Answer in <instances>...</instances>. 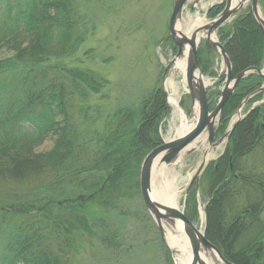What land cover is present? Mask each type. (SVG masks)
Wrapping results in <instances>:
<instances>
[{"label": "trees", "instance_id": "16d2710c", "mask_svg": "<svg viewBox=\"0 0 264 264\" xmlns=\"http://www.w3.org/2000/svg\"><path fill=\"white\" fill-rule=\"evenodd\" d=\"M223 9L214 6L210 19ZM87 36L79 0H0V50L10 53L0 58V264H77V241L112 245L103 216L140 195L142 164L163 144L160 128L169 106L162 87L139 107L116 111L104 132L90 124L95 119L88 110L78 116L76 102L110 84L71 65ZM219 39L232 60L233 78L261 69L264 36L252 13L222 28ZM263 82L256 74L240 82L220 131ZM47 140L52 148L40 152ZM259 146L264 147V105L237 127L218 167L205 171L211 195L206 238L233 264H264V167L249 163Z\"/></svg>", "mask_w": 264, "mask_h": 264}, {"label": "rangeland", "instance_id": "374dc122", "mask_svg": "<svg viewBox=\"0 0 264 264\" xmlns=\"http://www.w3.org/2000/svg\"><path fill=\"white\" fill-rule=\"evenodd\" d=\"M175 2L176 0H79L81 11L87 17L88 36L71 65L94 71L110 82L101 94L91 95L87 101L76 102L78 107H75V110L78 116H82L84 109V111L88 110L89 116L96 120V122L90 121L95 130L104 132L105 122L116 111L123 107H139L144 98L156 87L164 89L169 103L168 115L164 117L160 128L163 142L178 138V131L181 129L180 112L172 106V100L177 101L179 108L186 115L188 126L197 122V112L187 92L185 74L176 66L178 61L166 74L176 55L167 39ZM221 2V0H192L186 5L179 26L185 32H189V29L184 27L187 21L189 25H195L197 20L204 19L209 24L210 9L220 5ZM249 5L231 20L241 17ZM259 12L264 19V1L259 7ZM228 23L231 24L230 21ZM201 44V57L204 59L203 73L209 86L207 93L212 97L214 106L224 89V84L215 83L214 78L225 71V66L217 53L210 51L203 41ZM245 47L248 52L250 49L248 43ZM8 56H10L9 51L0 50V58ZM261 69L264 70V63ZM263 88L264 82L261 88L248 96L252 100L247 97L242 102L235 114L224 123L221 131L222 123L221 120L218 121L215 143L236 123L239 116L241 120L257 106L264 105ZM256 94L262 95L261 100L257 99ZM254 134L255 132L251 131L247 136L253 137ZM198 142L200 145H194L197 149L194 154H184L172 165L158 168L154 173L152 187L154 194L159 190L169 192L183 190L177 207L184 210L204 232L207 225L206 207L211 201L207 183L210 181L205 173L198 191L201 208L200 211L197 209V214L193 213L192 198L195 188L194 183L192 186L191 183L199 167L207 159L210 162L207 168L218 167L214 162L220 160L219 157L226 150L228 141L212 147L208 136L204 134ZM52 146L53 140H47L39 151H49ZM254 150L250 157L253 165L257 163L258 166L264 167V147L259 146ZM237 161L241 162L240 158ZM248 185L245 191H249ZM122 207V211L103 216L110 226L106 236L113 244L105 247L95 240L75 241L77 264H176L173 252L169 245L167 247L162 241L154 220L145 209L141 194L125 201ZM202 209L204 218L201 214ZM261 215L264 219V212H261ZM171 230L173 229L165 225L166 239L167 233ZM205 258L211 264L216 261L209 253Z\"/></svg>", "mask_w": 264, "mask_h": 264}, {"label": "water", "instance_id": "95a60500", "mask_svg": "<svg viewBox=\"0 0 264 264\" xmlns=\"http://www.w3.org/2000/svg\"><path fill=\"white\" fill-rule=\"evenodd\" d=\"M191 1L192 0H176L169 22V36L178 49L176 59L182 58L185 55L187 56L185 80L193 106L196 108L197 122L185 134L172 141L164 142L163 145L154 149L146 157L140 173V190L143 203L147 211L152 216L161 234L162 241L167 247L168 244L165 237V225L174 229L177 223H182L185 235L190 243L191 260L189 264H206L203 259V255H207L208 253L220 264H232L223 257L220 250L215 245L208 241L205 233H203L190 221L183 210L160 203L153 198L152 182L154 173L158 168L172 165L184 154L189 155L194 153L197 150L194 145H200V142L198 141L204 134L208 136V141L212 147L218 146L225 141L230 140L234 131L241 122L240 119H238L232 128L215 143L217 123L222 117L225 105L244 78L251 73H256L260 77L264 78V72L256 68H250L239 74L235 80H233L232 60L225 47L220 42L214 41L212 36L229 21H231V19L237 15L240 10L244 9L247 4H251L247 9L253 13L254 18L258 21L262 28L263 34L264 19L261 17L259 12L261 0H238L236 4H234L235 0H222L223 3H225V9L223 12L209 24L196 29L191 35H187L179 29V21L182 19L186 5ZM202 41L207 43L211 51L221 55L226 69L224 74L220 76V80H224L226 84L216 107L212 111L210 110V103L208 101V88L204 80L203 70L198 58V50ZM175 62H172L169 68ZM168 69L166 70V73L168 72ZM205 167L206 162L201 165L194 178L195 180H198L197 188H199L200 183L199 177ZM215 255L221 260V262L217 260Z\"/></svg>", "mask_w": 264, "mask_h": 264}, {"label": "bare ground", "instance_id": "6f19581e", "mask_svg": "<svg viewBox=\"0 0 264 264\" xmlns=\"http://www.w3.org/2000/svg\"><path fill=\"white\" fill-rule=\"evenodd\" d=\"M197 1V0H196ZM238 0H235L234 4L237 3ZM172 16V14H171ZM171 19V17H170ZM193 20V19H190ZM258 23V21L256 20ZM197 24L195 25H189V22L187 21L184 25V27H187L189 29V34L191 32H194L196 29L205 26L207 23L203 19H199V21H196ZM259 24V23H258ZM261 31L262 28L259 25ZM263 33V32H262ZM264 36V34H263ZM214 40H217V37L214 35L213 36ZM177 67L181 69L183 73L186 71V57H184L183 60H179L176 64ZM205 80V78H204ZM172 106H175L179 110V117L181 119V129H179L178 134L183 135L187 131L191 129L193 124L188 126V119L186 115L183 113V111L179 108L177 101L172 100L171 101ZM208 160V159H207ZM183 192V190H177L175 192H169V191H158L157 194H152L153 198L160 203L170 205L172 207H177L179 205V196ZM201 214L204 218V211L203 209L201 210ZM167 243L169 245V248L173 252L174 259L176 264H189L191 260V249H190V243L188 241V238L185 235L184 232V227L182 223H177L175 228L170 231V233H167ZM216 256V255H215ZM217 260L221 262V260L216 256ZM203 259L205 260L206 264H211L209 261L205 258V255H203ZM218 262L214 261V264ZM220 264V263H219ZM223 264V263H222Z\"/></svg>", "mask_w": 264, "mask_h": 264}, {"label": "flooded vegetation", "instance_id": "af4514ba", "mask_svg": "<svg viewBox=\"0 0 264 264\" xmlns=\"http://www.w3.org/2000/svg\"><path fill=\"white\" fill-rule=\"evenodd\" d=\"M221 159V158H220ZM252 158H249V163L251 164V166L253 165V161H251Z\"/></svg>", "mask_w": 264, "mask_h": 264}]
</instances>
